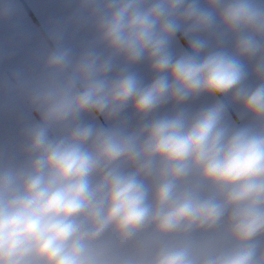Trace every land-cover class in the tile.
Here are the masks:
<instances>
[{
    "label": "clouds",
    "instance_id": "obj_1",
    "mask_svg": "<svg viewBox=\"0 0 264 264\" xmlns=\"http://www.w3.org/2000/svg\"><path fill=\"white\" fill-rule=\"evenodd\" d=\"M73 19L94 38L52 33L35 118L0 143V264H264V0H77Z\"/></svg>",
    "mask_w": 264,
    "mask_h": 264
},
{
    "label": "crops",
    "instance_id": "obj_2",
    "mask_svg": "<svg viewBox=\"0 0 264 264\" xmlns=\"http://www.w3.org/2000/svg\"><path fill=\"white\" fill-rule=\"evenodd\" d=\"M76 7L77 0H16L15 12L0 18V143L16 142L21 116L35 118L24 100L23 87L39 69L46 52L54 47L52 33L62 29L61 43L77 50L94 38L90 24L82 25L73 19ZM177 41L172 45L174 53L187 45L180 33ZM248 68L250 71L251 62ZM135 70L145 84L150 82L152 76L146 65H137ZM249 83L255 84L251 76ZM209 102L201 97L185 107L195 109ZM230 112L236 119V111Z\"/></svg>",
    "mask_w": 264,
    "mask_h": 264
}]
</instances>
